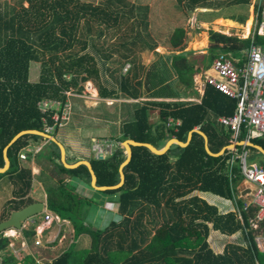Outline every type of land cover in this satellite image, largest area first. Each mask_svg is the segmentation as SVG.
<instances>
[{"label":"trees","instance_id":"obj_1","mask_svg":"<svg viewBox=\"0 0 264 264\" xmlns=\"http://www.w3.org/2000/svg\"><path fill=\"white\" fill-rule=\"evenodd\" d=\"M212 1L179 0L187 10L205 7ZM18 4L19 8L0 2V167L5 165V146L18 132L44 131V118L48 124H53V110L42 112L40 101L56 100L62 108L67 99L64 91L73 89L78 94L88 80L95 84L101 97L138 98L142 65L133 58L134 46L156 47L145 35L149 26L148 5L128 0H18ZM122 25L126 28L119 37L120 42L110 46L98 44L97 40L107 30H122ZM184 38L185 29L176 27L169 43L181 51L169 54L168 60L179 84L193 92L196 91L194 75L208 69L220 52L240 58L239 64H243L252 42L264 47V35L257 32L242 38L209 29L210 44L206 53L183 50ZM115 52L132 62L126 72L108 67ZM34 62L40 63L36 81L30 78ZM236 102L235 98L206 84L200 102L136 103L131 118L123 121L120 135L110 138L116 143L112 152L91 160L97 183L114 185L120 181L119 168L126 157L122 142L129 138L161 148L162 143L173 136L185 142L189 131L197 127L207 135L208 146L214 153L235 140H244L245 129L235 137L233 131L218 121L219 116L233 114ZM152 107L159 109L156 125L151 122ZM169 117L180 119L181 123L168 126ZM58 129L56 127L52 134ZM250 140L264 147V135L250 137ZM37 145H41L38 154H44L52 166L35 175L20 154ZM205 145L203 135L197 131L192 133L186 146L172 144L161 154L145 145H132L131 159L123 167V184L104 190L108 195H116L112 200L118 205V218L100 228L86 220L96 200L81 196L66 180L78 177L89 183L88 167L85 164L66 167L56 142L36 133L23 134L8 147L10 166L0 172V181L11 182L15 196L0 221L8 218L12 210L35 202L27 195L37 178L46 193L47 208L70 222L73 238L81 234L90 237L88 248H77L74 240L52 258L50 264H264V250L258 247L254 236L257 230L250 222L258 206L246 207L245 201L237 196V185L243 180L239 164L233 165L230 178L228 162L232 150L212 155ZM242 147L237 145V151ZM245 147L249 161L264 166V155L255 147ZM26 153V161H30L33 151ZM195 190L235 200L236 207L222 212L216 204L192 194ZM37 222L34 217L31 227L22 229L27 241L36 234ZM211 230L225 235L240 232L242 242H229L221 252H215L209 243ZM9 243L10 238L1 232L0 264L21 261L38 264L32 255L20 260L12 253H4Z\"/></svg>","mask_w":264,"mask_h":264},{"label":"crops","instance_id":"obj_2","mask_svg":"<svg viewBox=\"0 0 264 264\" xmlns=\"http://www.w3.org/2000/svg\"><path fill=\"white\" fill-rule=\"evenodd\" d=\"M260 1L261 0H213L212 3H210L209 5L205 7H197L195 10L205 11L203 14H201L202 18H200L199 21L201 22L202 25H211V28L209 29H213L215 31L228 35L233 34L239 36V34L242 33V36L239 37L247 38L253 34V32L256 29L257 23L260 19ZM247 27L249 28L248 30ZM197 43L199 42L197 41ZM197 43L196 45H199L198 47H201L200 44ZM209 44H210V39H209V43L206 44V46H202L201 48H198L197 46H195V43H193L190 44V48H183V50L185 51L194 50L196 53H206ZM171 48L172 49L166 55H159L157 53L156 55H158L157 56L158 58L154 62L155 64L154 63L147 64L146 62L142 61V64H144V66L139 74V77L142 79V85L140 88L141 95L138 98H129L124 96L112 98V97L99 96L101 101L106 99L109 100L116 99L122 101L119 104V116H120L119 121L121 125L125 119L131 118L134 105L141 101L181 100V101L200 102L205 89L204 76L207 72V69L205 70L202 69L200 72L194 75V89L196 91L193 92L190 89L186 90L177 81L176 78L177 76L170 64V61L168 60L169 54H171L172 52H180L181 49L174 48L172 46ZM159 71L164 74L163 75L160 74ZM73 110H74L73 115L70 118L71 120L69 122V125H67V127L65 126L64 128L58 129L57 134H55L54 136L58 141H60L64 145L66 150V161L68 163L72 164L78 160H88L91 162V160L96 157L92 150V145L94 142L93 140L99 137L110 139L112 138V136H116V137L119 136L121 125L118 127L119 129H117V127L112 126L110 122L107 123V120L105 118H104L105 120L99 122L98 119H100V117L96 115H92L90 113L91 109L89 108L87 110L81 111L79 110L78 106L77 107L74 106ZM158 112H159L158 107H152L151 122L154 125H156L159 121ZM114 128L117 129L118 132L117 130H115L116 133H114L113 132ZM169 139L165 140L162 143V147L165 146L166 142ZM82 144H84L83 147ZM37 146H41V145H37ZM124 151L126 152V149ZM38 152L33 155L30 161H28L30 162V167L32 168V172L35 175L39 174L41 170L48 171L47 167L48 166L49 168L51 167L50 166L51 163L49 162L47 157L44 154L39 155ZM72 156H76V157L74 158ZM66 180L75 187V190L77 192L82 187V189L83 188L85 189L84 190L85 195L89 197L91 196V198H94L96 200L94 204L96 206V209L92 210V213H90L91 214L89 216L90 220L95 222L96 220L98 222L102 220L103 223L105 224L106 222L109 223L111 220L115 219V218L111 219L112 217L118 216L117 213L118 205L116 202H114V200H112L113 198L114 199L116 198V195L114 196L108 195L104 193V190H100L97 187L93 186L91 181L88 183L78 177H67ZM97 181H98V177L96 175V184L99 185ZM36 182L37 184L41 185L43 192L45 193L42 183L37 178H34L32 183V188L27 195L28 197L32 196L33 190H35L34 187L36 185ZM252 190H253V185L248 181L242 180L237 185V196L239 198H242L244 201H249L251 200L250 193L252 192ZM193 192L200 193L201 195L204 196L203 198H206L205 197L206 194L210 195L208 201L210 203L216 204L219 210L222 212L233 210L236 207L235 200L225 199L223 197H220L218 195L209 192H202L198 190H195ZM192 194H196V193H192ZM35 201H44V200H35ZM44 202H46V193H45ZM45 208L47 211L52 212L47 208V206ZM112 208L115 209L112 210ZM99 227L101 228L102 225ZM212 231H217V230H211L210 232Z\"/></svg>","mask_w":264,"mask_h":264},{"label":"rangeland","instance_id":"obj_3","mask_svg":"<svg viewBox=\"0 0 264 264\" xmlns=\"http://www.w3.org/2000/svg\"><path fill=\"white\" fill-rule=\"evenodd\" d=\"M128 1L134 2L136 4L148 5L149 7V10L147 12L149 26L145 35L148 39V42L155 44L156 47L153 49H149L147 47L142 48L138 45L134 46L133 58L138 65H142V69L144 66V64H142V61L146 62L147 64H152L158 58V55H156L157 53L159 55H166L172 49L169 43V38L174 29L178 26H182L185 29V38L182 48H190V44L193 43H195V46L198 47L199 45H196L197 41L199 42L197 44H200L201 47L206 46V44L209 43L208 29L211 28V25H202L199 21V19L202 18L201 14L205 12L204 10H187L182 5V3L179 2V0ZM0 2H7L9 5H16L18 8L20 7V5L18 4V0H0ZM24 5H28L27 2H24ZM125 28L126 26L122 25V30H116L115 28L107 30L106 34L97 40L98 44L100 46H110L111 44L120 42L121 40L119 37L123 34ZM239 36H242V33H240ZM131 63L132 62L125 61L118 52H115L112 55L111 60L108 61L107 65L108 67H110L111 70H118L120 68L121 72H126L127 69L130 68ZM119 72L120 71H117V73ZM39 73L40 63H32L30 70L31 80H38ZM160 74L163 75L164 73L160 72ZM107 77L112 80L108 73ZM97 91L98 90L95 84L91 80H88L83 83V89L80 93L69 96L67 101L69 104H71V117L73 115L74 106H78L79 110L81 111L87 110L89 108L91 109L90 113L92 115L100 117V119H98L99 122H102L106 119L107 123L110 122L112 126H115L117 127V129H119L118 127L121 125L119 121V104L122 101L116 99H106L101 101ZM69 122L64 126L59 127V129L64 128L65 126L67 127V125H69ZM117 129L114 128L113 132L116 133L115 130ZM111 143L112 148H114L116 143ZM83 146L84 144H82V147ZM72 157L75 158L76 156ZM24 163L30 166V162L26 161V159H24ZM50 166H52V164H50ZM48 168L49 166L47 167V169ZM13 188V184L7 181L6 179L0 181V218L3 216L4 210L6 208H9L12 205L11 202L13 203L15 200V196L12 192ZM34 189L35 190H33L32 196H29H31L34 200L45 201V193L43 192L41 185L37 184L36 182ZM84 190L85 189H82L81 187V189L78 190V193L81 196L91 198V196L89 197L84 194ZM193 193L204 197L198 192ZM205 197V199L208 200V198H210V195L206 194ZM94 204L91 205V207L89 208L86 220L92 223L93 227H99L101 225L102 227H104L107 225L108 222L104 224L102 220H100V222L96 220L95 222L89 219L92 210L96 209V206ZM114 209L112 208V210ZM34 217H37L38 219V224L35 226L36 234L29 241H27L22 234V229L30 228ZM34 217L25 220L23 222L22 228L20 229L9 228L3 232L4 235L10 238V243L4 253H12L20 260L23 258L25 259V256L27 255H32L35 257V259L37 260L36 262L38 264H50L52 258L59 255L74 240L77 243V248H88L90 246V237L87 234H81L77 237V239L73 238V226L70 224L69 221L63 219H61L60 223H57L56 220L47 221L45 220V215H43V213H40ZM113 218H118V216L112 217L111 219ZM36 240H40V244H36ZM229 242H242L241 233L237 232L235 233V235L233 234L225 236L219 231L210 232L209 243L215 252H221L224 246ZM19 264H23V262L21 261V263Z\"/></svg>","mask_w":264,"mask_h":264},{"label":"built area","instance_id":"obj_4","mask_svg":"<svg viewBox=\"0 0 264 264\" xmlns=\"http://www.w3.org/2000/svg\"><path fill=\"white\" fill-rule=\"evenodd\" d=\"M254 32L264 35V0L260 1V19ZM239 62L240 58L231 57L228 53L220 52L214 57L207 69L204 84L205 86L211 84L236 99L233 114L219 116L218 121L227 129L233 131L235 137L245 129L247 132L245 139H250V137L264 135V47L252 42L248 49L247 60L243 64H239ZM64 93L67 99L62 108L60 102L56 100L44 99L39 102L42 112L53 110L51 116L53 124H48L44 118V131L46 133L52 134L56 127L64 126L71 118V104L67 100L69 96L77 93L73 89L65 90ZM180 123V119L175 120L172 117H169L167 121L168 126L179 125ZM93 141L92 150L96 157H99V155L105 157L112 152V140L97 138ZM40 148L41 146L28 147L21 152L20 157L26 159V151L31 150L35 154ZM230 149L233 152L228 162L230 178L233 176V165L237 162L243 180L253 185V190L250 193L251 200L245 201V206L251 204L258 206L256 216L250 222L251 227L257 230L254 235L255 241L258 247L264 250V166L249 161V152L245 145L240 151H237L236 147ZM44 215L47 221L56 220L57 223L61 221L58 215L50 211L45 210ZM39 242L40 240H36V244H40Z\"/></svg>","mask_w":264,"mask_h":264},{"label":"water","instance_id":"obj_5","mask_svg":"<svg viewBox=\"0 0 264 264\" xmlns=\"http://www.w3.org/2000/svg\"><path fill=\"white\" fill-rule=\"evenodd\" d=\"M194 131H197L199 133H201L205 139V147H206V150L208 151V153L212 154V155H220L222 154L226 149H230V148H233V147H236L237 145L241 144V145H248V146H252V147H255L256 149H258L263 155H264V147L260 144H256L254 142H252L250 139H245V140H241V141H233L231 142L229 145H226L224 147L221 148V150L217 153H214L210 150L209 146H208V138H207V135L201 131L200 129H197V128H194L192 129L191 131H189L188 133V137H187V140L184 142V141H181L179 140L178 138L176 137H172L170 138L165 146H163L162 148H157L155 145H153L152 143H149V142H140V141H136L132 138H129V139H126L123 141V145L126 149V152H125V159L122 161V163L120 164V168H119V171H120V181L117 183V184H114V185H97L96 184V173L93 169V166H92V163L88 160H78L74 163H68L66 161V150H65V147L64 145L58 141L54 135L52 134H49V133H46L45 131H40V130H37V129H25V130H21L20 132H18L12 139L11 141L8 143V145L5 146L4 150H3V155H4V159H5V165L3 167H0V172H4L6 171L9 166H10V159H9V156H8V147L15 141L17 140L21 135L23 134H26V133H36V134H40V135H43L44 137L56 142L60 148V158L63 162V164L66 166V167H69V168H73V167H76L80 164H85L89 171H90V174H91V183L93 186L97 187L98 189L100 190H106V189H113V188H117L119 186H121L124 182V179H125V173H124V170H123V167L129 162V160L131 159V156H132V145H145L147 146L148 148H150L151 151H153L154 153H157V154H161V153H164L166 152L170 146L172 144H179L181 146H186L191 137H192V133ZM98 158H103L102 155H99ZM45 207H46V202L44 201H35V202H32L30 204H27L26 206L20 208V209H16V210H12L10 215L8 216V218L6 219H3L0 221V233L1 232H4L5 230L9 229V228H15V229H20L22 228L23 226V222L29 218H32L40 213H42L44 210H45Z\"/></svg>","mask_w":264,"mask_h":264},{"label":"clouds","instance_id":"obj_6","mask_svg":"<svg viewBox=\"0 0 264 264\" xmlns=\"http://www.w3.org/2000/svg\"><path fill=\"white\" fill-rule=\"evenodd\" d=\"M52 135H53V134H52ZM45 210H46V208H45ZM45 210L42 212L43 214H44Z\"/></svg>","mask_w":264,"mask_h":264},{"label":"bare ground","instance_id":"obj_7","mask_svg":"<svg viewBox=\"0 0 264 264\" xmlns=\"http://www.w3.org/2000/svg\"><path fill=\"white\" fill-rule=\"evenodd\" d=\"M249 28L247 27V30H248Z\"/></svg>","mask_w":264,"mask_h":264}]
</instances>
